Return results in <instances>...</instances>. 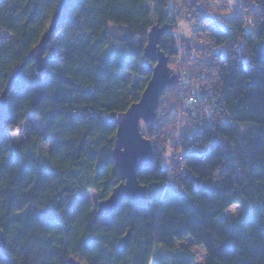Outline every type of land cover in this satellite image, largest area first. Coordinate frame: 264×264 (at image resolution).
Returning <instances> with one entry per match:
<instances>
[{
    "label": "trees",
    "instance_id": "trees-1",
    "mask_svg": "<svg viewBox=\"0 0 264 264\" xmlns=\"http://www.w3.org/2000/svg\"><path fill=\"white\" fill-rule=\"evenodd\" d=\"M60 1L0 0V94L22 65L0 121V264H67L70 257L84 264H150L157 247L180 245L171 264H198L188 245L203 248V264H264L261 0L251 7V29L245 13L218 18L199 10V21L208 23L199 32L206 31L208 44L195 50L202 69L194 97L203 118L181 137L185 174L161 163L167 145L156 111L145 123L148 132L140 128L154 152L150 168L137 171L149 205L123 200L100 216L84 194L93 189L100 202L120 182L111 154L115 117L139 101L150 78L142 52L148 28L168 25L160 49L169 60L178 55L172 0H72L45 49V69L37 72L26 55ZM111 27L126 31L117 45ZM29 114L41 125L25 126ZM18 128L21 139L10 142L8 132ZM234 204L244 222L239 230L225 215ZM127 232L121 250L117 242Z\"/></svg>",
    "mask_w": 264,
    "mask_h": 264
},
{
    "label": "rangeland",
    "instance_id": "rangeland-1",
    "mask_svg": "<svg viewBox=\"0 0 264 264\" xmlns=\"http://www.w3.org/2000/svg\"><path fill=\"white\" fill-rule=\"evenodd\" d=\"M178 2L179 0H172L168 11V16L174 22V26L171 27L170 31L176 39V44L179 50L178 55L176 57H171L168 61V66L172 69V66L175 65L174 69L176 70V73H178V77L173 83L172 91H170L171 88H166L164 90V92L166 90L167 92L162 93L157 105L158 110H156L158 112L157 119H159L156 123V127L164 134L167 145V153L164 154L161 163L163 167L172 170V173H175L176 170L179 171V164L174 163L173 166H171V160L173 155L182 157L183 150L181 148V137L190 134L194 122H196L198 118H203L199 110L200 107L198 103H196V98L194 97V94L198 91L200 85L198 82V79L200 78L199 69H202L201 66H199V60L195 50H197V46L208 44V41L205 38L208 23H202V21H199V10L202 8L206 9L209 13H215L217 17L219 16L218 18H234L233 16L223 15L225 12L229 11V6L227 5L226 0H222L224 4L223 7L217 6L216 0H203V7H200L201 0H195V2H193V0H184V6L177 8L175 5ZM238 2H240V0H238ZM209 4L212 6L209 7ZM189 5L191 7H189ZM147 6L153 11L151 4L147 3ZM192 9H195V11H192ZM251 11V7H247V10L243 11V13H245L246 21H253ZM251 26L252 25H249L248 29H251ZM203 28H206V31H203L201 35L199 32L201 29L203 30ZM110 31L112 45H117L120 43L119 41L126 38V31L122 28L111 27ZM2 36L3 35L0 32V37ZM202 64H204V62ZM201 77L203 78L205 75ZM193 111H195V114ZM39 122V119L35 118L32 114H29L23 124L25 126L29 123L41 125ZM140 128L144 133L148 132V125L142 120L140 122ZM21 134L22 130L18 128L17 130L8 132L7 136L10 142L18 143L22 137ZM43 146V153L48 157L52 142L47 141ZM84 198L91 202L92 210H95L96 205L99 203L96 199V191L93 189L86 191ZM236 205L238 204H234V206ZM234 206L229 207L227 209L229 211H225V215H227L230 221H233V224L237 226L239 230L242 229V225H244L243 218L240 215L241 207L240 212L233 216L230 210ZM188 246L190 249L194 250L198 261L197 263L203 264V255L206 258L203 248L200 250V248L194 247L193 245ZM183 248L184 245H180V247L174 250H166L159 246L155 249V254L150 264H171V261L180 254V250Z\"/></svg>",
    "mask_w": 264,
    "mask_h": 264
},
{
    "label": "water",
    "instance_id": "water-1",
    "mask_svg": "<svg viewBox=\"0 0 264 264\" xmlns=\"http://www.w3.org/2000/svg\"><path fill=\"white\" fill-rule=\"evenodd\" d=\"M72 0H61L55 14L50 20L44 35L26 55L27 59L34 62L37 72L45 69L48 56L44 55L52 33L58 25L61 14L66 10ZM169 30L168 25L155 23L148 28L146 44L142 52L149 61L150 78L140 94L139 101L129 105L125 112H119L116 117V133L114 145L111 150L113 164L115 165L120 182L111 190L109 196L96 205L97 216L110 215L119 207L123 200H127L133 206H148L147 186L141 185L137 178L140 168L149 169L153 159L152 144L140 130L141 120L144 123H152L156 119V110L159 99L164 90L173 85L178 77L175 69L168 66V56L160 49L162 35ZM22 65L16 68L0 94V121L5 116L6 95L9 84L16 79ZM47 215L46 212H41ZM1 241L3 237L0 235ZM129 232L118 240L117 247L124 250L128 245ZM67 264H84L81 260L70 257Z\"/></svg>",
    "mask_w": 264,
    "mask_h": 264
},
{
    "label": "snow or ice",
    "instance_id": "snow-or-ice-1",
    "mask_svg": "<svg viewBox=\"0 0 264 264\" xmlns=\"http://www.w3.org/2000/svg\"><path fill=\"white\" fill-rule=\"evenodd\" d=\"M193 2H195V0H193ZM216 2H217V6H219V7L224 6L222 0H216ZM226 3L229 6V11L225 12L223 15L224 16H233L235 18H239L241 15H243V11L247 10V7H253L254 6L255 0H252L251 3H248L247 0H240V2H238V0H226ZM261 4H264V0H261ZM246 5H247V7H246ZM182 6H184V0H179V2L175 5V7H177V8L182 7ZM203 6H204L203 0H201L200 7H203ZM208 6L211 7L212 5L209 4ZM189 7H191V6L189 5ZM254 10L258 14L262 11V9L259 7L254 8ZM192 11H195V9H192ZM260 19H261V21H264V15H261ZM247 24L255 27V24H253L252 20H247ZM237 46L239 47V45H237ZM213 52H215L214 48L208 49L209 55H212ZM45 55H47V53H45ZM172 67L174 69L175 65H173ZM176 163L178 164L179 161L177 160ZM225 211H229V210L226 209ZM230 211H231L232 215L235 216L240 212V206L236 205Z\"/></svg>",
    "mask_w": 264,
    "mask_h": 264
},
{
    "label": "built area",
    "instance_id": "built-area-1",
    "mask_svg": "<svg viewBox=\"0 0 264 264\" xmlns=\"http://www.w3.org/2000/svg\"><path fill=\"white\" fill-rule=\"evenodd\" d=\"M194 112V114H195V111H193ZM181 158L182 157H179V156H172V160H171V162H172V165L171 166H173V164L174 163H176V161L178 160L179 161V171H180V173H182L183 175L185 174V170H184V167H183V164H182V162H181ZM170 172H172V170H170Z\"/></svg>",
    "mask_w": 264,
    "mask_h": 264
}]
</instances>
